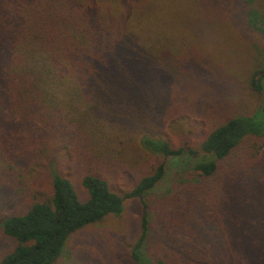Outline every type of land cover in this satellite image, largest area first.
Returning <instances> with one entry per match:
<instances>
[{"label":"trees","instance_id":"1","mask_svg":"<svg viewBox=\"0 0 264 264\" xmlns=\"http://www.w3.org/2000/svg\"><path fill=\"white\" fill-rule=\"evenodd\" d=\"M199 8L264 35V0H0V162L22 168L43 148L88 135L183 161L186 190L168 198L157 226L165 254L144 251L151 236L142 203L131 264H264V114L227 118L197 148H174L148 128L167 106L165 65L211 28ZM251 77L261 91L264 71ZM163 175L158 164L119 195L96 175L76 188L50 172L48 197L0 215L14 243L0 264H51L73 232L118 217L124 199H142ZM214 185L211 200L205 190Z\"/></svg>","mask_w":264,"mask_h":264},{"label":"rangeland","instance_id":"2","mask_svg":"<svg viewBox=\"0 0 264 264\" xmlns=\"http://www.w3.org/2000/svg\"><path fill=\"white\" fill-rule=\"evenodd\" d=\"M186 10L191 16L189 7ZM198 11L211 28L198 33L196 38H187L186 49L165 65L169 78L163 80L162 87L167 106L148 123L151 135L174 148L182 144L197 148L215 126L234 115H250L260 110L264 99L263 88L256 91L250 84L255 71H264L263 33L243 27V23L236 25L228 12L213 13L201 8ZM261 83L264 87V80ZM119 140L108 137L102 142L97 135L84 136V139L72 136L54 152L49 147L43 148L37 161L22 168L16 160L11 165L0 162V182L6 179L8 188L0 185V215L21 209L23 212L27 203L48 197L49 174L53 171L61 173L76 188L84 174L96 175L111 191L122 195L158 164H163L164 175L142 199H124L118 217L106 216L73 232L51 264H131L128 251L138 236L142 203L148 214V235L151 236L145 242L144 251L147 255L165 254L163 233L157 234V226L168 198L186 190L181 180L183 161L181 158L163 160L140 148L130 150ZM247 144L241 143L242 147ZM10 186L12 195L5 200L4 191L10 190ZM216 188L215 185L206 187L209 199H217ZM13 244L0 231V258Z\"/></svg>","mask_w":264,"mask_h":264},{"label":"water","instance_id":"3","mask_svg":"<svg viewBox=\"0 0 264 264\" xmlns=\"http://www.w3.org/2000/svg\"><path fill=\"white\" fill-rule=\"evenodd\" d=\"M263 95H264V88H263ZM260 111H261L262 114H264V99H263Z\"/></svg>","mask_w":264,"mask_h":264}]
</instances>
